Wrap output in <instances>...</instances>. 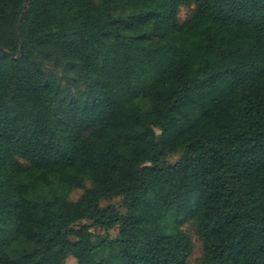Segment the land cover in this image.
I'll return each mask as SVG.
<instances>
[{"label": "trees", "instance_id": "trees-1", "mask_svg": "<svg viewBox=\"0 0 264 264\" xmlns=\"http://www.w3.org/2000/svg\"><path fill=\"white\" fill-rule=\"evenodd\" d=\"M25 3L0 0V264H188L191 220L204 264H264V0Z\"/></svg>", "mask_w": 264, "mask_h": 264}, {"label": "rangeland", "instance_id": "rangeland-1", "mask_svg": "<svg viewBox=\"0 0 264 264\" xmlns=\"http://www.w3.org/2000/svg\"><path fill=\"white\" fill-rule=\"evenodd\" d=\"M195 11L193 4L181 5L178 14L177 21L179 23L184 22L186 19L192 16ZM43 68L50 75L54 76L57 86L60 88V92L71 91H84L87 78L85 72L80 66L69 59H66L61 54L51 52L48 56L41 59ZM177 158V154L169 157L170 161H174ZM82 192L81 189H76L71 192L70 198L76 199ZM121 197H114L111 200H103L102 206L114 205L120 212H124V208L121 204ZM86 223L87 221H82ZM181 229L188 235L192 250L188 258V264H204L203 262V243L196 232V225L194 221H187L181 226ZM100 232V231H97ZM118 228L114 227L109 230L108 233L112 236L116 235ZM65 264H77L74 257L68 256L65 259Z\"/></svg>", "mask_w": 264, "mask_h": 264}, {"label": "water", "instance_id": "water-1", "mask_svg": "<svg viewBox=\"0 0 264 264\" xmlns=\"http://www.w3.org/2000/svg\"><path fill=\"white\" fill-rule=\"evenodd\" d=\"M28 5V0H26V3H25V5H24V7H26Z\"/></svg>", "mask_w": 264, "mask_h": 264}]
</instances>
